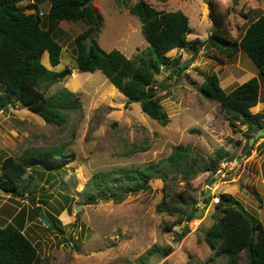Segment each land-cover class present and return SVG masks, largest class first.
I'll return each instance as SVG.
<instances>
[{
	"label": "rangeland",
	"instance_id": "rangeland-1",
	"mask_svg": "<svg viewBox=\"0 0 264 264\" xmlns=\"http://www.w3.org/2000/svg\"><path fill=\"white\" fill-rule=\"evenodd\" d=\"M136 1L91 0L102 18L95 39L104 50L116 48L128 57L147 52L140 23L129 12ZM145 1L158 10H181L191 29L187 39L205 40L195 53L189 47L168 51L167 55L179 59L178 65L186 67L172 73L176 65H165L154 77L157 96L170 119L165 126L146 115L139 103H125L126 97L100 70L76 69L73 39L87 28L83 20L61 21L56 32L62 45L58 65H50L46 52L41 58L52 70L70 69L58 82L41 85L47 95L64 86L78 96L80 106L68 112L66 122L46 123L14 99L12 106L0 110V161L6 156L18 158L25 149L36 147L63 146L64 152L74 154L68 164L50 169L54 175L50 184L44 182L45 189L39 187L31 196L34 199L27 193L16 196L0 189V225L16 224V217L23 219L22 232L37 250L36 264H225L227 258L213 256L203 238L214 219L213 197L221 192L233 195L264 226V135L238 160L247 136L254 133L244 125L234 132L229 115L200 89L212 72L225 91L256 75L263 99L264 79L244 51L226 57L206 41L212 25L207 0ZM214 1L232 39H239L246 26L264 13V0ZM34 2L45 15L47 0ZM31 3L26 0L22 5ZM231 76L234 82L225 87ZM0 91L7 93L3 88ZM177 144L189 146L197 158L194 176H183L165 161L144 189L127 192L122 201H115L114 192H106L86 203L88 194L97 189L88 185L95 173L158 164ZM219 147L228 150V156L216 172L202 171ZM42 183L39 180V186ZM207 188L211 192L203 206ZM45 198L46 204L39 203ZM192 200L198 201V212L186 222ZM245 260L244 254L239 263Z\"/></svg>",
	"mask_w": 264,
	"mask_h": 264
},
{
	"label": "trees",
	"instance_id": "trees-1",
	"mask_svg": "<svg viewBox=\"0 0 264 264\" xmlns=\"http://www.w3.org/2000/svg\"><path fill=\"white\" fill-rule=\"evenodd\" d=\"M23 1L26 0H0V88L7 92L0 91V110L12 106L11 100L14 99L46 123L62 125L66 122L68 112L80 106L78 96L64 86L47 95L41 85L58 82L70 73V69L52 70L42 63L41 58L47 52L50 65H58L62 45L56 32L61 21L83 20L87 28L73 39L76 69L88 73L100 70L126 97L125 103H139L146 115L163 126L170 121L157 96L159 86L154 84V77L165 65H176L172 73H181L186 67L178 65V58L167 55L169 50L189 47L197 52L205 44V40L198 38L187 39L191 29L185 13L179 9L158 10L145 0L136 1L129 12L140 23L148 50L128 57L119 49L106 51L97 43L95 36L102 27V18L87 0H47L49 6L45 15L39 12L35 3L22 5ZM207 4L212 25L206 41L226 57L232 58L239 51H244L264 79V13L246 26L239 39H232L225 29V16L217 3L207 0ZM259 87L257 77L253 76L225 91L217 74L212 72L205 77L200 89L204 96L217 101L221 110L229 115V125L234 132L238 131V125H244L255 134L264 129V112H252L250 109L258 102ZM251 136L253 134L247 136L245 146ZM228 154V150L219 147L202 171L216 172ZM73 157V153L63 151V146L25 149L18 158L6 156L0 161V189L16 196L27 193L30 199H34L31 196L39 187L40 190L45 189L44 182L50 184L54 176L50 169L68 164ZM165 161L183 176H194L198 171V160L190 154V147L177 144L158 164L95 173L88 185H91V190L97 189L95 193L88 194L86 203L96 201L99 193L106 192H114L115 201H122L127 192L144 189L147 181L157 176L158 167ZM161 173L165 175L166 172ZM39 180L43 182L40 186ZM110 180H114L111 186ZM126 184L128 186L124 188ZM47 202L46 198L39 199V203ZM197 202L192 200L193 209L185 214L186 222L194 218ZM159 208L163 209L162 206ZM165 210L171 211L168 207ZM211 215L213 222L205 230L203 238L213 250V256L226 257L225 264H240L239 258L245 254L243 264H264V226L247 212L238 199L228 192H221ZM47 219L50 223L55 221L52 216H47ZM22 226L20 217H16V224L0 225V264H36V247L22 232Z\"/></svg>",
	"mask_w": 264,
	"mask_h": 264
},
{
	"label": "water",
	"instance_id": "water-1",
	"mask_svg": "<svg viewBox=\"0 0 264 264\" xmlns=\"http://www.w3.org/2000/svg\"><path fill=\"white\" fill-rule=\"evenodd\" d=\"M91 0H87V3H90ZM195 53V52H194ZM264 135V129L258 130L253 136H251L248 140V144L245 146V148L242 151V154L238 157V160L241 159V157L246 153V151L249 149L251 144L254 142L255 139H257L259 136ZM211 192V188H207L206 192L204 193V196L202 197L201 203L203 206H205L208 203V193ZM77 207L76 209H78ZM198 209L195 211L194 215H197ZM46 220V218H44ZM48 225L50 226L49 221H47Z\"/></svg>",
	"mask_w": 264,
	"mask_h": 264
},
{
	"label": "crops",
	"instance_id": "crops-1",
	"mask_svg": "<svg viewBox=\"0 0 264 264\" xmlns=\"http://www.w3.org/2000/svg\"><path fill=\"white\" fill-rule=\"evenodd\" d=\"M31 2H32V4L33 3H35L34 2V0H30ZM48 2V1H47ZM36 5H38L37 3H35ZM48 6H49V4H48ZM48 10V9H47ZM47 12V11H46ZM45 53V52H44ZM46 54H47V52H46ZM257 68V67H256ZM258 69V68H257ZM258 72H259V70H258ZM252 74V73H251ZM250 74V75H251ZM250 75H248V77L250 76ZM255 77H257V79H258V82H259V99H258V102L256 103V104H254V105H252L251 107H250V109H251V111L252 112H264V98L262 99V97L260 96L261 95V92H260V88H261V82H260V79H259V77L258 76H256L255 75ZM231 78V79H230ZM247 78V77H246ZM246 78H244L243 80H245ZM251 78V77H250ZM232 80H233V82H234V80H235V78L234 77H229V79L226 81V84H225V87H228V86H230L233 82H232ZM242 80V81H243ZM241 81V82H242ZM219 82H220V79H219ZM241 84V83H240ZM113 87H115V86H113ZM222 87V86H221ZM223 88V87H222ZM232 88H234V87H232ZM231 90V89H230ZM229 90V91H230ZM263 109V110H262Z\"/></svg>",
	"mask_w": 264,
	"mask_h": 264
},
{
	"label": "built area",
	"instance_id": "built-area-1",
	"mask_svg": "<svg viewBox=\"0 0 264 264\" xmlns=\"http://www.w3.org/2000/svg\"><path fill=\"white\" fill-rule=\"evenodd\" d=\"M215 196V195H214ZM213 197V196H212ZM219 202V195H216L215 197H213V203L217 204Z\"/></svg>",
	"mask_w": 264,
	"mask_h": 264
},
{
	"label": "clouds",
	"instance_id": "clouds-1",
	"mask_svg": "<svg viewBox=\"0 0 264 264\" xmlns=\"http://www.w3.org/2000/svg\"><path fill=\"white\" fill-rule=\"evenodd\" d=\"M41 13V12H40ZM215 205V204H214Z\"/></svg>",
	"mask_w": 264,
	"mask_h": 264
},
{
	"label": "bare ground",
	"instance_id": "bare-ground-1",
	"mask_svg": "<svg viewBox=\"0 0 264 264\" xmlns=\"http://www.w3.org/2000/svg\"><path fill=\"white\" fill-rule=\"evenodd\" d=\"M170 51V50H169Z\"/></svg>",
	"mask_w": 264,
	"mask_h": 264
}]
</instances>
